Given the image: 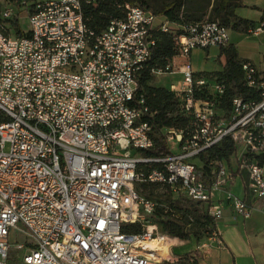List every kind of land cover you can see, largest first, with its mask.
Segmentation results:
<instances>
[{
	"label": "built area",
	"instance_id": "2783aa9c",
	"mask_svg": "<svg viewBox=\"0 0 264 264\" xmlns=\"http://www.w3.org/2000/svg\"><path fill=\"white\" fill-rule=\"evenodd\" d=\"M98 3L3 0L0 6L3 19L23 13L28 33L0 30V264L160 263L164 257L155 259L143 241L166 235L151 218L156 201L139 193L138 182L168 186L216 220L225 205L235 216H251L252 203L232 192L236 178L252 201H264V69L242 61L255 96L232 97L224 112L223 84L197 76L188 58L193 48L226 47L227 27L208 18L174 24L124 1L122 16L95 31L83 6ZM262 28L264 21L253 31ZM154 30L172 35L174 54L150 73L182 75L168 89L188 118L185 128L163 129L170 154L162 157L137 152L154 142L138 92ZM201 89L209 96L196 97ZM224 137L235 150L216 162L206 184L194 160ZM152 162L159 167H139ZM11 233L22 239L11 243ZM210 238L219 242L215 229Z\"/></svg>",
	"mask_w": 264,
	"mask_h": 264
},
{
	"label": "trees",
	"instance_id": "16d2710c",
	"mask_svg": "<svg viewBox=\"0 0 264 264\" xmlns=\"http://www.w3.org/2000/svg\"><path fill=\"white\" fill-rule=\"evenodd\" d=\"M2 1L0 0V6ZM124 1L150 9L156 15H162L174 24L181 25L199 21L195 15L192 16L190 14L189 16L192 18H189L187 13L182 12L184 0H169L157 5L154 10L151 9L147 0H99L95 8L83 6L86 24L95 31L100 30L110 18L122 16V10L118 7V4ZM240 5V0H213L211 3H208V6H210L209 15L212 17L210 19L219 22L227 27V29L247 33L248 30L255 29V23L235 15V8ZM6 23L13 29L14 35L12 36H26L28 34L20 28L17 17L0 18V30L8 34V25L6 26ZM153 37L154 43L150 47V57L138 79V92L144 96L145 104L148 106V112H146L144 118L152 126L154 142L150 148L141 150V154L148 157H162L170 154L163 129L171 126L178 129L185 128L188 123V118L177 110L175 97L168 88L150 84L153 78V74L150 73V68L162 67L174 54V44L170 33L154 30ZM221 51L225 55L223 68L210 75H205V77L208 80V84L212 81L223 84L224 93L219 98L218 107L226 112L230 108L232 97H254L255 91L244 82V73L241 68V63L244 60L237 57L235 48L227 45L226 47H221ZM195 96L198 98H206L209 94L206 92V89H201ZM149 113H152V115ZM234 150L235 148L231 139L224 137L219 144L200 153L198 156L200 163L195 165L197 178L208 184L216 169V162L221 159L228 160ZM139 167L142 171L147 172L150 169L159 167V164L152 162L149 164H141ZM146 184L154 185L157 183L138 182L135 184V188L139 193L154 200L153 194L150 192L145 193L144 189L146 188ZM164 187L168 193L166 198L171 201L173 192L168 186ZM170 206L171 209L169 211H164L163 208L156 205L151 215L152 221L158 225L160 232L163 234L182 240L187 239L189 232L185 227V223L181 220L182 214H178L180 213L179 207L174 203H171ZM202 216V225L210 229H215L216 219L207 215L205 207ZM138 227V225H131L132 230H138Z\"/></svg>",
	"mask_w": 264,
	"mask_h": 264
},
{
	"label": "crops",
	"instance_id": "0c3cea01",
	"mask_svg": "<svg viewBox=\"0 0 264 264\" xmlns=\"http://www.w3.org/2000/svg\"><path fill=\"white\" fill-rule=\"evenodd\" d=\"M264 0L243 1L235 8V15L253 21L255 28L261 24ZM261 21V22H260ZM254 30V29H253ZM228 29V45L235 48L237 57L249 60L264 69V28L258 31ZM179 60V59H178ZM188 62L193 72L200 77L220 71L225 62V55L220 47L193 48ZM174 76L167 85L181 79L180 73H168ZM208 81V80H207ZM237 179V180H236ZM231 186L236 195L244 197L253 205L251 216L243 219L235 216L225 205L221 218L216 220L215 230L219 242L208 236L194 245V264H262L264 263V201H252L242 189V181L236 178ZM234 228L235 238L223 237V230Z\"/></svg>",
	"mask_w": 264,
	"mask_h": 264
},
{
	"label": "rangeland",
	"instance_id": "374dc122",
	"mask_svg": "<svg viewBox=\"0 0 264 264\" xmlns=\"http://www.w3.org/2000/svg\"><path fill=\"white\" fill-rule=\"evenodd\" d=\"M151 6V9H155V7L163 2L169 0H147ZM213 0H184V5L182 7L183 13H187L188 16L191 14L198 17L199 20L202 19H210L209 10L210 6L208 3H211ZM246 1L250 2L252 0H240V3ZM18 18V24L21 29H26V17L22 13ZM189 18H192L189 16ZM261 21H264V8H262ZM260 21V22H261ZM8 25L7 23L5 24ZM7 32L9 35H14L13 29L11 26H7ZM174 76L168 73H161L153 75L150 84L154 86H162L168 88L167 83L170 80H173ZM8 149V144L5 146V150ZM178 151V149H177ZM141 154V150L137 151ZM197 164H199V160H194ZM237 180V179H236ZM140 183V182H139ZM145 183V182H144ZM145 193L153 194V198L156 201L158 207L163 208L164 211H169L171 208V203H174L179 207L180 213L182 214L181 220L185 223V227L189 232V236L187 239H179L176 237H170L168 235L165 236L167 239L166 245L167 250H162L160 255L164 257V260H161L158 264H194L195 250L193 249L194 245L200 242L201 240L207 238V236L211 235V232L214 229H210L202 225V218L204 214V205L203 204H195L194 202L188 200L183 195L179 193H172L171 201L166 198L168 193L165 190V187L162 185H148L146 184V188L144 189ZM232 192L235 191L232 189ZM234 228H228L223 230V237L226 238H235ZM22 239L20 233H11L10 234V242L14 243L15 241H19ZM166 241V240H165ZM11 254H14V250L10 251ZM264 264V263H262Z\"/></svg>",
	"mask_w": 264,
	"mask_h": 264
},
{
	"label": "bare ground",
	"instance_id": "6f19581e",
	"mask_svg": "<svg viewBox=\"0 0 264 264\" xmlns=\"http://www.w3.org/2000/svg\"><path fill=\"white\" fill-rule=\"evenodd\" d=\"M163 238H154V239H150V240H145L143 241V245L152 251L150 254L155 258L160 260L161 258H163L162 255H160V253L162 252V250H167V239L166 241H164Z\"/></svg>",
	"mask_w": 264,
	"mask_h": 264
}]
</instances>
